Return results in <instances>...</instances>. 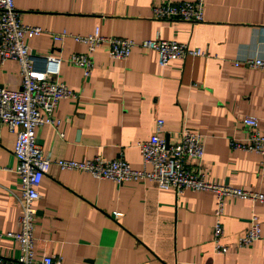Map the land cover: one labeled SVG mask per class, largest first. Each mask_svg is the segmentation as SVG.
<instances>
[{"label": "crops", "instance_id": "1", "mask_svg": "<svg viewBox=\"0 0 264 264\" xmlns=\"http://www.w3.org/2000/svg\"><path fill=\"white\" fill-rule=\"evenodd\" d=\"M167 0H14L22 24L43 33L26 38L34 57L60 59L58 80L75 98L59 102L57 132L36 131L37 144L52 158L84 161L123 159L142 167L139 143L155 133L172 143L187 128L204 137L202 167L206 180L264 194V164L257 153L232 150L247 133L243 118L259 120L264 130V71L237 68L235 61L264 60V0H203V21H160L151 8ZM193 0H172L191 2ZM98 28L103 37L154 39L200 48L209 57L172 60L164 69L157 55L139 47L124 60L110 58L105 44L92 54L87 78L68 64L86 47L66 32L85 37ZM42 65H38L41 68ZM21 76L13 60L0 61V88L19 90ZM14 134L0 126V234L18 231L20 186L12 153ZM194 166V162H187ZM34 225L35 259L61 258L63 264H264V205L228 198L223 216L226 254L212 238L216 198L210 192L179 194L155 183L121 185L86 173L51 166L38 187ZM256 216L262 237L238 249V238ZM19 255L17 244L0 237V257Z\"/></svg>", "mask_w": 264, "mask_h": 264}, {"label": "built area", "instance_id": "2", "mask_svg": "<svg viewBox=\"0 0 264 264\" xmlns=\"http://www.w3.org/2000/svg\"><path fill=\"white\" fill-rule=\"evenodd\" d=\"M151 13L155 20L198 24L203 21V0L176 3L167 0L163 4L153 6ZM42 33V29L38 27L22 24L14 7V0H0V61H15L21 76L19 90L0 88V126L6 127L8 132L15 136L12 153L17 161L15 174L20 186L17 200L20 209L18 231L0 234V237L10 238L17 244L19 255L13 260L0 257V264H63L59 257L44 256L35 259L34 254L33 233L37 217L35 203L40 198L38 187L51 166L60 171L86 173L95 179L109 180L119 185L128 182H151L155 183L159 190H171L176 194L186 190L213 193L216 208L212 241L217 253L226 254L229 248L222 243L225 235V201L235 198L264 205V194L207 181L202 167L204 137L198 132L183 128L178 132L176 140L166 145L165 140L159 137L163 121L158 119L154 135L137 145L142 162L140 169H132L121 158L104 160L94 157L84 161L52 158L38 146L36 131L40 128L47 127L62 136L57 132L60 121L54 117V112L60 101L75 98L74 92L58 80L60 59L53 56L34 57L25 44L26 38H33ZM68 37L86 47V52L74 53L68 58V64L81 69L85 78L91 75L94 68L93 52L103 44L107 46L110 58L115 60L127 59L135 47L151 50L156 53L158 66L162 69L172 60H182L188 56L209 57V54L200 48L164 41L158 35L154 39L136 44L130 39L103 37L98 28L85 37L61 32L54 35L52 40L62 43ZM38 65L42 67L38 68ZM233 66L264 71V60L246 58L235 61ZM242 123L247 139L243 142L232 141V150L257 153L264 164V130H260L258 118L247 116L243 118ZM189 161L195 165L188 166ZM261 237V225L258 218L253 216L246 233L238 238L237 248L248 247Z\"/></svg>", "mask_w": 264, "mask_h": 264}, {"label": "water", "instance_id": "3", "mask_svg": "<svg viewBox=\"0 0 264 264\" xmlns=\"http://www.w3.org/2000/svg\"><path fill=\"white\" fill-rule=\"evenodd\" d=\"M165 143H166V145H168V143H169L168 140H165Z\"/></svg>", "mask_w": 264, "mask_h": 264}]
</instances>
